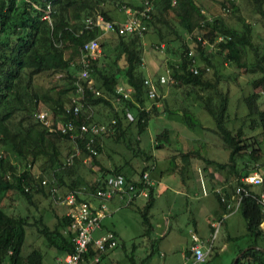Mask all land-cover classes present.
Returning a JSON list of instances; mask_svg holds the SVG:
<instances>
[{
  "label": "trees",
  "instance_id": "obj_1",
  "mask_svg": "<svg viewBox=\"0 0 264 264\" xmlns=\"http://www.w3.org/2000/svg\"><path fill=\"white\" fill-rule=\"evenodd\" d=\"M105 1L0 0V264H42L43 255L39 249H33L26 256L21 254L25 229L29 224L36 226L37 232L45 237L49 246L65 254L74 249L72 233L67 231L70 225L68 216L56 213L53 226L45 223L42 216L31 223L28 216L8 214L3 209L10 194L21 196L34 206V196L37 195L48 197L52 202L49 193L40 184L42 178L46 177L55 180L61 193L79 190L83 193L81 197L92 198L90 196L96 189L105 185L108 174L121 173L136 186H142L143 173L156 166L157 158L139 147L133 149L134 154L144 162H153L155 166L145 162L137 175L124 170L127 161L114 163L107 168L97 160V155L84 153L100 169L98 178L84 185L77 167L82 160L79 156H75L70 165H63L73 151L70 136L60 131L59 123L72 121L79 126L84 121L108 124L116 120L110 134L97 137L94 146L99 153L105 137L120 142L131 125L137 128V132L143 131L149 120L160 113L162 106L159 108L153 103L150 108L146 107L147 100L158 98L157 86L168 83L178 88L187 86L190 89L186 95L197 101L211 117L214 123L212 127H204L189 107L180 111L165 108L163 111L178 115L192 130L212 131L227 150V161L205 157L197 150H187L178 157L173 155L170 158L173 162L170 169L184 175L191 168V158L197 155L205 162L204 170L210 164L217 171L225 170L226 175L219 187L223 188L222 193L226 197H230L233 181L264 163L261 162L264 159V104L261 102L264 99V53L258 55L257 46L252 41L256 23L245 20L236 0L223 3L227 16L215 14L210 17L205 15L197 0H151L152 11L146 23L147 29L142 34L151 29L160 40L166 42V52L171 57L165 66L166 75L159 76L145 73L142 34H120L116 28L105 31L87 23L88 18L94 20L101 14L105 20L118 24L120 20H115L108 13ZM112 1L124 5L125 11L126 8H141L143 0L140 4H134L131 0ZM252 1L255 13L264 22V0ZM47 10L49 19L43 18ZM232 20L236 21V27L232 25ZM219 36L221 40H217ZM92 39L98 41L101 52L90 60L93 87L85 80H79L83 89L80 94L76 91V81L81 69V49L85 42ZM249 50L255 54L252 62L248 59ZM216 56L242 72H259V76L251 81L252 91L243 98L247 110L243 118L245 131L241 126L236 129L230 126L228 87L223 88L215 72L209 76L211 67H214L212 58ZM42 73L58 75V82L39 92L35 77ZM161 76H166L167 80L161 82ZM152 78H156L155 81ZM149 83L155 89L153 98L149 96ZM122 84L131 88L129 98H123L116 91L117 85ZM41 103L47 108L40 110ZM113 103L116 104L114 107ZM75 104L80 105L78 115L73 114ZM97 105L113 107L109 120L97 118L93 109ZM88 108L91 113L86 114ZM39 111L47 112L49 126L38 119ZM127 113L132 115V119L128 118ZM155 138V146L160 149L163 142L168 141L167 129L156 134ZM65 141L69 144L66 152L62 146ZM126 145L129 146V143ZM81 152H84L83 146ZM37 164L38 173L34 170ZM149 177L153 180L150 172ZM155 185L154 182L149 187L148 197L136 198L126 205H134L138 199L144 201L137 211L145 226L143 234L146 235L152 228L149 210L156 198ZM209 186L222 211L227 214L228 209L220 200V194L214 191L216 185ZM236 212L244 219L246 230L242 236L247 237L248 242L247 249L235 264H264V231L261 226L264 214L250 196L244 198ZM242 250L239 248L237 253ZM98 254L99 251L90 245L84 258L93 259ZM128 264H145V260L138 261L134 256H129Z\"/></svg>",
  "mask_w": 264,
  "mask_h": 264
},
{
  "label": "rangeland",
  "instance_id": "obj_2",
  "mask_svg": "<svg viewBox=\"0 0 264 264\" xmlns=\"http://www.w3.org/2000/svg\"><path fill=\"white\" fill-rule=\"evenodd\" d=\"M131 1L134 4H140L142 0ZM197 1L208 17L215 14L228 15L224 13L223 7L226 0ZM105 2L108 13L115 20L121 21L126 18L124 5L112 0ZM236 4L247 22L256 23L253 28L252 41L257 46L258 55H263V19L255 13L252 0H236ZM231 22L233 26H237L235 20ZM161 43L164 44V48L159 47ZM142 49L145 73L149 75L153 73L155 76L166 75L165 66L168 65L171 58L166 52V42L160 40L151 29H148L146 33L142 34ZM247 54L248 59L251 62L254 61V51L249 50ZM212 59L214 67H211L209 76L215 72V75L221 80L223 88L228 87L229 89L228 109L232 119L230 126L233 129L241 126L245 131L246 123L243 122V118L247 110L243 98L252 91L251 81L259 76V72H242L229 62L220 60L217 56ZM57 77L58 75L46 73L37 75L35 77V83L39 87L37 90L43 92L47 87L53 86L58 82ZM152 79L155 81L156 78ZM189 89L187 86L174 87L169 83L157 86L158 98L147 100L146 107L150 108L153 103L159 108L162 106L163 109L167 108L173 111L189 107L204 127H212L214 123L211 117L201 109L197 101H194L190 95H186ZM74 97L76 98L75 94ZM261 102L264 104V99ZM115 105L113 103V107ZM113 107L97 105L93 109L97 118L107 121L112 116ZM40 108V110H44L47 106L41 103ZM163 109H160V113L149 120L147 128L143 131L137 132V128L131 125L120 142H114L111 137L110 139L105 137L103 149L97 154V160L107 168H110L114 163L123 164L127 161V167H124V170H130L131 173L134 172V175L140 173L144 166L143 163L146 161L144 162L140 156L135 155L133 149L139 147L157 158L156 166L153 162L145 163L155 166L149 172L156 182L157 189L155 202L149 210V219L152 225L150 232L147 235L143 234L145 226L137 211L144 203L142 199H138L131 206H122L117 199L110 202L108 205L110 214L102 220L101 229L93 233L94 238L107 231L115 233V245L105 252L106 256L102 259L101 264H128L129 256H134L138 261L145 260V264H191L185 259L181 245H186L189 241L192 242V233H195L201 240L210 238L208 243L214 245V249L206 257V260L198 264H231L238 255L237 250L246 248L248 238L242 236L246 229L241 214L239 212L222 214V208L209 186V184H215L216 188H219L220 181H223L226 175L225 170L217 171L211 164L204 170L205 162L197 158V155L191 158V168L184 173L185 177L182 173L170 169V165L173 164L170 158L173 155L178 157L181 152L197 150L205 157L226 162L227 150L219 137L212 131H207V129L192 130L183 123L178 115L168 113ZM163 129H167L168 141H164L162 147L157 149L155 135ZM127 143L129 146L126 145ZM62 146L66 152L69 144L65 141ZM81 159L77 167L83 176L85 185L86 182H91L99 176L100 169L88 157L84 156ZM37 166L38 164L34 168L36 173H38ZM198 174L201 176L196 178ZM204 191L206 192L204 193ZM10 195L11 197L5 202L7 208L3 206V209L8 214L28 216L31 223L38 216H42L45 223L53 226L56 222L55 214L62 215L64 209L66 210L62 204L51 202L48 197L43 195L34 196L36 206L29 205L21 196ZM92 201L96 203L98 200L93 198ZM221 218H223V222L213 237L211 223L208 219L218 221ZM25 230L26 235L21 251L23 256L33 249H39L43 255L42 264H63L62 259L65 253L49 246L45 237L37 232L35 225L29 224ZM236 236L240 237L234 240L228 239V237ZM80 264H96V262L87 259L82 260Z\"/></svg>",
  "mask_w": 264,
  "mask_h": 264
},
{
  "label": "built area",
  "instance_id": "obj_3",
  "mask_svg": "<svg viewBox=\"0 0 264 264\" xmlns=\"http://www.w3.org/2000/svg\"><path fill=\"white\" fill-rule=\"evenodd\" d=\"M152 11L151 0H143L141 8L131 9L126 8V19L119 21L118 24L114 21L105 20L104 16L98 14L93 20L87 19V23L95 25L102 30L109 31L114 28L117 29L120 34H142L147 29V20L150 18V12ZM49 10L43 18L49 19ZM222 37H218L217 40H221ZM205 43V41H203ZM160 48H164V44L159 45ZM162 50V49H161ZM101 52V46L96 39L85 42L81 49V69L76 81L77 93L82 94V85L79 80H85V82L92 88L93 79L90 74V60L96 58ZM166 76H161L160 81L165 82ZM147 83V81H146ZM149 90V96L153 98L155 96V89L151 83ZM116 91L122 95L123 98H129L131 95V88L125 85H117ZM96 94H99L98 90H95ZM80 112V105L75 104L73 107V114L78 115ZM86 114L91 113L89 108L86 110ZM129 119H132V115L127 113ZM38 119L46 124L50 125V121L47 118V112L39 111L37 115ZM89 116H87L88 118ZM116 120H111L110 123H92L82 122L79 126H76L72 121L65 123H59L58 128L63 133H68L71 139L72 153L65 159L63 165H70L72 159L75 156L88 157L85 154L97 155L98 149L94 146L97 137H103L110 134L115 128ZM82 143V144H81ZM82 146L84 152L82 153ZM85 153V154H84ZM98 178V177H97ZM96 178V179H97ZM55 180L42 178L40 184L44 186L49 193L54 203L62 204L66 207L65 215L70 218V225L67 227V231L72 233V242L74 244L73 252L65 254L62 259L63 264H80L84 260L85 254L88 252L90 245H92L99 254L92 260L99 263L100 256L108 249L115 245V234L112 231H107L100 236L94 238L93 233L101 229L102 220L108 216V203L114 199L120 201L123 206L130 204L136 198H146L149 195V187L154 185V180L149 177V172L146 171L142 175V186H136L133 182L128 181L121 173L108 174L104 180V186L96 189V191L90 196L96 198L98 201L95 203L92 199L84 198L82 192L69 191L61 193L59 187L54 183ZM233 189L230 197H226L223 193L222 187L215 188L214 191L220 194V200L225 203L228 213H234L238 211L245 197H252L259 205L261 212L264 214V163L255 167L249 173L239 177L237 181H233ZM206 191H204L205 193ZM222 219L211 223L212 236L214 237ZM264 231V220L261 223ZM66 232V230L64 231ZM191 246L190 250L195 262H204L206 257L212 250L211 243H205L199 239L195 233L191 234Z\"/></svg>",
  "mask_w": 264,
  "mask_h": 264
},
{
  "label": "crops",
  "instance_id": "obj_4",
  "mask_svg": "<svg viewBox=\"0 0 264 264\" xmlns=\"http://www.w3.org/2000/svg\"><path fill=\"white\" fill-rule=\"evenodd\" d=\"M117 77H119L118 75H117ZM121 82H123V81H121ZM197 176H201L200 174H198V175H196V178H197ZM200 179V178H199ZM198 179V180H199ZM200 181V180H199ZM155 182V181H154ZM156 183V182H155ZM155 193H156V195H157V189H156V185H155ZM89 199H92V198H89ZM115 200V199H114ZM114 200H112V201H110V202H113ZM119 201V200H118ZM109 202V203H110ZM120 202V201H119ZM109 203H108V205H109ZM120 205H122L121 203H120ZM64 206V205H63ZM123 206V205H122ZM66 213V210L64 209V213L63 214H65ZM222 214H226V213H222ZM208 221H209V223H212L211 221H214V220H209L208 219ZM211 225V224H210ZM209 239L210 238H205V239H202L205 243H208L209 242ZM228 239L230 240L231 239V237H228ZM191 241H189L188 243H186V245H181V251L183 252V255H184V257H185V259L187 260V261H189L191 264H198V263H201V262H195L194 261V259H193V255H192V252H191V250H190V246H191ZM224 246L226 247V244H224ZM214 249V245L212 246V250ZM212 250H211V252H212ZM210 252V253H211ZM161 255H162V253H161ZM106 256V254H104L103 256H100V261H99V263L98 264H101V262H102V259L104 258ZM84 260H87V259H84ZM186 264V263H185Z\"/></svg>",
  "mask_w": 264,
  "mask_h": 264
},
{
  "label": "water",
  "instance_id": "obj_5",
  "mask_svg": "<svg viewBox=\"0 0 264 264\" xmlns=\"http://www.w3.org/2000/svg\"><path fill=\"white\" fill-rule=\"evenodd\" d=\"M255 248H259V247L255 246ZM246 249H247V247L244 248L240 253H238V255L234 258V260L232 261L231 264H235V262L237 261L238 257H239V256L242 254V252H243L244 250H246Z\"/></svg>",
  "mask_w": 264,
  "mask_h": 264
}]
</instances>
